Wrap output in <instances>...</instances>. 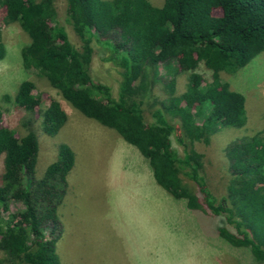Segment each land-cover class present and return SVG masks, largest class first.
<instances>
[{"label": "trees", "instance_id": "trees-1", "mask_svg": "<svg viewBox=\"0 0 264 264\" xmlns=\"http://www.w3.org/2000/svg\"><path fill=\"white\" fill-rule=\"evenodd\" d=\"M56 1L0 0L3 24H15L28 40L18 50L20 67L44 80L82 117L133 147L155 184L184 200L186 209L221 216L235 231L216 227L221 240L264 261V130L224 148L232 173L227 194L217 199L201 175L202 155L186 149L194 142L207 146L219 127L245 124L243 97L219 73L233 75L264 52V0H163L158 8L146 0H64V23L79 40V49L57 24ZM105 34H112L113 42L100 41ZM92 42L106 52L101 61L119 75L115 98L109 87L92 81ZM4 54L0 39V61ZM158 66L168 78L163 88L169 95L162 100L152 92L161 80ZM199 67L210 73L209 82L202 81ZM180 74H187L186 90L173 96L174 78ZM32 90L34 84L25 80L12 96L1 98L29 118L21 122L25 132L18 138L2 125L0 108V213L8 200L22 206L7 218L0 216V264H59L53 250L60 234L56 209L74 156L67 146L59 147L58 160L41 180H33L37 139L31 116L36 112L40 131L48 136L57 133L66 116L49 96L40 110ZM144 110H151L150 123L144 121ZM173 134L183 147L181 157L171 148Z\"/></svg>", "mask_w": 264, "mask_h": 264}, {"label": "rangeland", "instance_id": "rangeland-1", "mask_svg": "<svg viewBox=\"0 0 264 264\" xmlns=\"http://www.w3.org/2000/svg\"><path fill=\"white\" fill-rule=\"evenodd\" d=\"M153 7H160L163 0H146ZM64 0H57L54 4L55 19L58 25L63 26L67 35L68 41L75 48H80V43L75 34L72 32L69 25L64 23ZM112 35V34H111ZM109 34L100 36V41L109 40L113 42V37ZM0 39L5 48L4 58L0 61V108L2 111V125L15 132V136L20 138L24 134V129L21 122L29 118L25 112L16 109L10 102L5 103L1 98L2 95L12 96L17 86L22 81L28 80L34 84V90L31 94L39 97V109L42 110L47 104L45 97H51L58 101L60 109L66 116V122L57 131L56 134L48 136L40 131L39 118L36 112L31 116L32 128L35 131L37 139V155L33 169V180L36 182L44 177L47 167L58 160V150L61 146H67L68 149L77 158L74 170V179L68 180L73 188L77 185L79 187L71 191L72 198L77 200L73 208L66 213L64 218L69 220V226L73 233L78 230L74 229L72 218L79 221L76 223L84 224L86 221L88 231H93V227L101 225L107 229H116L117 217L124 215L123 211L135 212L137 208L136 202L127 201L122 205V210L114 211L112 201L115 199V193L110 189L111 183H108L107 189L102 187H95L94 183H99L97 179H103L104 175L99 173V163L96 159L89 157L87 159V151L92 145H99V155L101 158L109 159L114 158L113 148L116 144L111 142V139H120L118 136L109 129L103 128L91 120L82 117L78 112L70 107V105L60 99L59 96L42 80L34 77L31 73L24 71L20 67L18 59V50L21 46L25 45L28 40L23 36L15 24L4 25L2 21V13L0 12ZM92 57L90 61V73L92 81L109 87L111 97H116L117 85L119 82V75L113 70L110 63H103L101 59L106 56L96 44L91 43ZM158 76L160 77V84L153 86L152 92L155 98L159 100L164 99L169 95V91L164 89L163 86L168 82L161 66H158ZM118 71V70H117ZM119 72V71H118ZM202 81H210V73L202 70L200 67L196 71ZM186 75H176L174 78V86L172 93L173 96H178L186 90ZM219 78L225 82L231 91L240 94L244 99V114L245 124L239 129L219 127L209 137V144L207 146L200 143H192L186 149H192L196 153L202 155L201 163L203 168L204 182L208 191L217 199L224 197L227 192V187L230 184L229 161L224 157V148L233 142H240V140L248 139L255 135L256 132L264 130V52L254 57L246 66L239 69L233 75L219 73ZM43 100V101H42ZM183 104L180 103L179 106ZM159 105L155 104L153 108H158ZM167 107V106H166ZM160 108V107H159ZM161 112L163 114V109ZM151 110L143 111L144 121L151 122ZM170 122V119H167ZM199 121L196 122L198 124ZM86 133L88 138L84 137L81 133ZM179 134V133H178ZM117 137V138H116ZM82 139H85V145L82 144ZM171 148L176 152L178 157H181L183 147L180 146L176 137H169ZM125 149H131L133 157L128 159L127 175L116 176L114 180H128L133 181L134 184L139 181H145L147 178L143 175L142 178L137 176L138 173H148L151 171L146 161L138 154V152L131 146L120 145ZM95 166L92 169L91 176L93 175L92 190L84 193V183L86 181V173L81 172V169L86 165ZM81 167V168H80ZM2 170L0 158V172ZM146 170V171H145ZM94 171V172H93ZM81 172V173H80ZM150 172V173H149ZM34 183V182H33ZM131 190V189H130ZM142 191V188H141ZM163 192L164 190L161 189ZM161 192V193H162ZM162 197V194H161ZM84 199V200H83ZM165 226L163 229V236H160V243L164 244L166 250L153 252V251H139L131 252L135 255V259H150L154 260H167L173 259V256H181L182 259H199L202 264H264V261L256 262L247 248L233 247L227 242L221 240L216 234V227L223 226L229 233L235 235L232 226L225 224L221 216L208 217L203 216L198 212L190 211L185 208L184 200H176L165 194ZM149 202L145 204V208L139 209L140 213H154L149 211ZM113 207V208H112ZM153 203L150 202V208ZM70 206H68V209ZM22 210V206L13 200L7 201V210L2 211L0 216L7 218L11 214H15ZM58 211V208L56 212ZM60 222L63 228L65 223L61 220L63 217V208H59ZM120 227V221H118ZM92 224V225H91ZM126 224L131 231L144 232L147 227L141 219H133L127 221ZM110 231V230H109ZM42 234L45 235L46 229L42 228ZM57 234L52 238L55 240ZM108 239L105 246L111 245L113 238L107 234ZM134 243L144 241L147 245L153 246L158 244V236L145 234H136L132 236ZM73 238L67 237L63 239L62 231L60 230L59 237L53 243V250L57 256L59 264H129L130 253L126 251H100L86 253V256H92L93 260H84L82 255L84 252L79 251L73 246ZM102 243L99 241L98 244ZM180 247L182 252L178 250L172 251L173 248ZM64 250V251H63ZM189 250V251H185ZM1 256V253H0ZM187 256V257H186Z\"/></svg>", "mask_w": 264, "mask_h": 264}, {"label": "crops", "instance_id": "crops-1", "mask_svg": "<svg viewBox=\"0 0 264 264\" xmlns=\"http://www.w3.org/2000/svg\"><path fill=\"white\" fill-rule=\"evenodd\" d=\"M84 137L87 136L86 133H81ZM88 138V137H86ZM117 138V137H116ZM119 138V137H118ZM111 142L116 144V148H113L112 151L115 154L114 158L109 159L103 157L101 158L99 155V145H92L89 148V151H87V159L89 161V157H92L96 159L99 163V173H102L104 175L103 179H97L99 183H94L95 187L103 189H107L108 183L110 182V189L115 193V199L112 201V207L115 209L114 211L117 212V210H122V205L126 203L127 201L136 202L137 208H135L136 213H132L129 211H123L124 215L122 217H117L116 222V229L112 230V228L107 229L105 226H95L93 227V231H88L86 229L87 223L86 221L84 224L76 223L79 220L75 217L72 218V225L74 229L78 230L77 233H73L70 226H69V220L67 218H64L67 212H69L73 206L75 205L76 201L72 198L71 191L75 190L79 187V185L73 186L70 184L68 180L74 179V175L76 171L74 170L75 165H77V158L74 157L73 165L66 175L65 182H66V188L64 195L62 197V200L59 204L58 211L56 212L58 217V225L60 230L62 231L63 239L67 237L73 238V246L74 248H77L79 251L84 252L82 255V258L84 260H93L94 258L92 256H86V253L89 252H97L100 251H126L130 253V259L129 264H202V262L195 258V259H182L181 256H173V259L170 261L167 260H154V262H151L150 259H135V255L131 252H134L135 250H145V251H153V252H159V251H165L166 246L162 243H160V236H163V229L165 226V191H161V188L157 186L151 176L146 172L144 174L138 173L137 176L141 177L144 175L147 179L145 181H139L136 182V184L133 183V181L128 180H114V178L118 176H126L128 171L125 170L128 164V159L130 157H133V153L131 149H125L124 147H121L120 145L125 143L121 139H111ZM82 144L85 145V139H82ZM127 145V144H126ZM74 156V154H73ZM134 158V157H133ZM95 166H90L86 164L82 169L81 172L86 173V181L84 183V193H88L91 191L92 183H93V175L91 178H89L92 172V169L94 170ZM81 168V167H80ZM146 171V170H145ZM80 172V173H81ZM94 172V171H93ZM142 188V191H141ZM131 189V190H130ZM162 192V193H161ZM162 194V197H161ZM84 200V199H83ZM149 202V211L154 213H140L138 212L139 209H144L146 202ZM150 202L153 203V207L150 208ZM68 206L70 208L68 209ZM63 208V217L61 220L65 223V228L61 225L60 222V216H59V208ZM57 210V209H56ZM127 221H131L133 219H141V221L144 223V225L147 227V229L144 232L137 233L136 231H131L127 224ZM120 221V227L118 226ZM92 225V224H91ZM110 230V231H109ZM107 234H110L113 238V241L111 245L105 246V243L108 239ZM136 234H145L150 237V235L158 236V244L157 245H147L144 243V241H141L140 243H134L132 236ZM99 241H102V243L98 244ZM173 248L172 251L180 249V247L174 246V247H168ZM64 251V250H63ZM189 251V250H185ZM177 252H182V250H178ZM187 257V256H186ZM207 264L209 262H206Z\"/></svg>", "mask_w": 264, "mask_h": 264}]
</instances>
